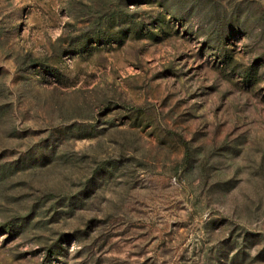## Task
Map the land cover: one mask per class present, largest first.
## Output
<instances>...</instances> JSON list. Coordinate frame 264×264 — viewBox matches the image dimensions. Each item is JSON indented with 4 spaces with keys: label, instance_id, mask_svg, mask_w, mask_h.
I'll return each mask as SVG.
<instances>
[{
    "label": "rangeland",
    "instance_id": "rangeland-1",
    "mask_svg": "<svg viewBox=\"0 0 264 264\" xmlns=\"http://www.w3.org/2000/svg\"><path fill=\"white\" fill-rule=\"evenodd\" d=\"M0 264H264V0H0Z\"/></svg>",
    "mask_w": 264,
    "mask_h": 264
}]
</instances>
